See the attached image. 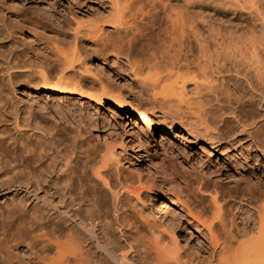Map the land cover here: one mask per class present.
<instances>
[{
    "label": "bare ground",
    "instance_id": "6f19581e",
    "mask_svg": "<svg viewBox=\"0 0 264 264\" xmlns=\"http://www.w3.org/2000/svg\"><path fill=\"white\" fill-rule=\"evenodd\" d=\"M13 1L19 4V0ZM108 2L111 10L107 22L92 21L86 25L81 20L76 21L78 25L73 27L74 33L69 38L63 37L59 30L61 25H58L59 37L54 36L56 39L51 40L50 50L44 55L33 52L25 54L14 44L13 47L10 41L2 42L3 36L9 37L11 34L9 28L0 25V199H3L0 203V224L6 219V223L13 225L15 230L11 238L5 241L3 238L8 226L5 229L3 225L0 227V232H6L0 235V264H264V185L247 181L246 186L245 182L240 183L239 186H245L243 188L226 190L215 182L213 186L206 185L203 179H199L201 176L194 181L186 178L182 181L173 172L165 174L160 181L141 174L138 177L129 176L122 167L127 153L125 139L121 138L123 135H112L109 140L120 142L117 144L120 146L105 141V148L102 150L98 147L99 150L85 145L82 131L77 130L73 132L71 142L64 139L70 143L66 144L67 148L60 140L64 128L58 123H46L36 115L38 110L34 106L46 109L48 105L44 102L48 99L79 97L89 104L90 110L106 107L109 112L119 113L122 119L132 117L129 124L133 134H127L132 136L133 142L141 144L145 142L142 141V134L149 139L154 130L161 127L158 117L163 118L165 125L169 124L166 114L170 112L163 111L167 106L163 108L162 103L171 95L172 100L179 102L184 97L186 107L181 109V103L176 101L177 107L175 101L169 99L173 107L168 108L175 111V106L176 109L186 108L190 111H187L188 115L195 119L188 118V121H195L187 123L189 128L186 132H197L214 145L224 141L235 148V145L246 143L248 150L253 149L255 160L264 167V53L260 52L264 44L260 46L257 41L259 44L247 42L245 46L241 44V48L244 46L242 51L238 49L229 53L228 50L226 54L211 55L204 58L202 64L199 56L197 60H190L195 56L194 43L189 40L191 38L175 43L178 33L186 36V31L184 25L182 27L179 23L180 27L178 22L171 21L173 23L167 31L168 40L157 46L148 45L149 49L146 48L144 54L145 68L154 72L151 78L147 77L148 82L152 81L153 87L150 89L153 90L156 85L160 88L167 82L165 89H161H164L168 99L161 101L165 99L162 94L159 96L163 89L155 94L153 91L152 109L143 108L136 95L129 96L131 93L126 95L122 90L117 91V87H112L114 82H110L112 85L103 80L94 82L100 76H93L90 58H84L78 51L88 42L95 48L93 51L102 54L103 51L119 54L126 44L132 47L133 38L127 41L125 38L128 39L132 32L136 34L135 29L139 26L135 27L136 21L130 23L129 18L133 16L127 18L124 10L128 4L125 6L126 2L121 3V0ZM158 2L163 9H167L166 0ZM14 9L20 11V7ZM138 9L142 19L150 14L143 3ZM105 26L112 27V31ZM179 39L182 40L181 37ZM199 42L196 40V44ZM69 44H73L71 51L68 49L70 52L64 47ZM244 48L250 52H245ZM131 49L127 52H131ZM192 68L196 71H193V78L187 77L188 80L192 78L193 85L207 89L204 97L200 94L203 93L201 87L200 93L196 92L202 97L200 100L196 98L197 104L202 105L199 106L200 110L203 109L202 114L196 109L198 106L194 108L196 100L190 102V109L186 104V90L191 81L186 79V73L190 70L192 73ZM137 69L133 68V71ZM134 72L138 76L139 72ZM87 77L94 79L90 81ZM173 77L175 81L171 84L165 81ZM142 79L140 81L145 83ZM201 79L205 81L199 82ZM148 84L143 85L147 87ZM18 88L25 89L28 100L22 101V109L15 99ZM174 95L179 98L175 99L177 97ZM157 97H161V100ZM93 111L88 110V114L92 115ZM197 112H200L199 116ZM105 116L111 119L108 114ZM178 118L179 121L182 117ZM165 125L160 128L162 131L168 129ZM230 126L232 129L229 131ZM61 131L62 135L59 133ZM160 135L164 139L163 133ZM18 151H21L22 157ZM245 204L254 208L245 207ZM244 209L245 215L241 211ZM182 214L186 225L183 230H178ZM192 228L197 229L205 239L203 248L187 237L186 233H193ZM1 238L4 242H1Z\"/></svg>",
    "mask_w": 264,
    "mask_h": 264
},
{
    "label": "rangeland",
    "instance_id": "374dc122",
    "mask_svg": "<svg viewBox=\"0 0 264 264\" xmlns=\"http://www.w3.org/2000/svg\"><path fill=\"white\" fill-rule=\"evenodd\" d=\"M121 1H122L121 3H123L124 1V4L126 2L125 6L128 4L126 6L127 8H125L124 10L127 15V18L133 16L132 17L133 20L132 18L131 19L129 18L130 23L134 24V21H136L135 25L137 26L135 25L134 26L135 27L139 26V28H136V29L134 28L135 31L137 30L136 34H134L135 32H132L134 35H132L131 33L129 36H127L128 39L125 38L126 41L129 40L130 38L131 39L133 38L132 40L133 45L131 47L133 50L129 48L128 45L126 44L125 48L120 50L121 53L119 52V54L118 53L114 54L111 51H105L106 53L103 51V54H102L101 52L97 50H96L97 52L93 51L95 48H93L89 42L84 43L81 46V48L80 47L78 48L80 50L78 49L77 50L81 53L82 56H84V58L86 57H88L86 59L90 58L89 60L91 61H90L89 66L94 72L93 76L94 77L95 75L96 77L100 76V79L99 77H97L99 80H97V78L95 77L96 79L94 80V82L95 81L97 82L100 80H103L105 81V83H108V84L110 82L113 84L114 82L112 87L114 88L117 87L116 89L117 91L122 90V92H125L126 95L129 93H131L129 94V96L136 95L137 98H139L138 99L139 105L143 108L152 109L151 106H153L152 104L153 100H152L151 95H153V93L155 94L156 91H157L156 93L160 92L168 84L167 82H165L166 84L164 83L165 86L164 84H162L163 85V86L161 85V87H163L162 89L161 87L159 88V85L155 86V88L158 86L156 90H154L155 88L153 90L150 89L152 81L148 82L147 77L151 78V76L154 75V72H153V69H150L152 70L150 71L148 68H145L144 58L146 56L144 54H146V48L149 47L150 44L151 46H157L158 44L163 43V41L168 40L167 31H168V28L170 27V24L173 23L171 21H175L176 24L178 22L177 24L178 26L184 25V29L186 31L184 34L186 36H182L183 34L180 32L178 33L177 35L178 38L175 39V43H180L181 41H188L187 39L191 38L189 40L190 41L192 40V42L194 43L193 54L195 55L194 56L195 58L192 57L190 58V60L196 59V58L198 59V56H199L200 58L199 60H201L200 62L202 64H204L203 63L204 62L203 60H205L204 58H209V56L211 55L214 56L218 54L219 55L226 54L228 52H225V51H228V50H229V53H232V51L236 52L238 49H239L238 51L240 50L242 51V48L246 45L245 43L247 42L248 44L259 42L260 44L259 43L257 44H259L260 46L264 44V0H169V1L166 0V3L168 4L167 9L166 8L163 9L162 5L158 2L159 0L157 1L153 0V2L151 0L149 1L148 0H134L133 2L132 0H121ZM13 2L15 1L0 0V25L3 24L5 25L4 27L9 28L10 30L9 34H11L10 36L8 35L9 37H6V35L5 37L3 36L2 42L7 43L10 41L12 46L13 44L16 46V47L15 46L13 47H15L16 49H19L20 51L22 50V52L25 54L26 53L30 54L32 52H33L32 54H35V53L40 54V55L47 54V52H49L50 50L49 49L50 46L52 45L50 43L51 40H54L57 37H59L57 33L59 30L62 31L63 37L69 38L74 33L73 31L75 28L73 29V27L78 25L76 21L79 22L81 20V22H85V24L86 23L89 24V22H92V21L93 22L97 21L99 23H105V21L108 20L110 17L109 14L111 10L110 3L108 2V0H19V4H16V2L14 4ZM141 3L144 4L146 11L149 10L150 12V14L144 16L145 18L143 17V19H142V14L140 13L138 9ZM107 4H109V6ZM18 7H20V11L22 12H20L19 9L18 11L14 9ZM173 17L175 18V20ZM85 24H82V26L84 27ZM189 24L191 25L189 26ZM58 25L59 27L61 25L60 29ZM105 28L109 29L110 31H112L113 29L110 26H105ZM111 34L113 36L115 35L114 32H111ZM54 36H56V38ZM180 37L182 40L179 39ZM196 40L200 41L199 42L200 44H196ZM241 44H244L242 48H241L242 46ZM69 45L64 46V47H67V49L65 48L66 50L72 49L71 47H73V44L70 46ZM235 45H237V47ZM6 47L9 48L8 45ZM128 49H131V52H127ZM244 49L246 50L247 48H244ZM244 49H243V52H244ZM260 50H261L260 51L261 53H264L262 52V50L264 51V46L260 47ZM91 52L93 54H91ZM107 52H111V53L108 54ZM147 52H149V50ZM245 52H247V50ZM249 52L250 51L248 49L247 53ZM95 53L96 54L98 53L97 56ZM204 55L206 57H202ZM128 56H129V59H128ZM148 56H149V53L147 54V57ZM132 59H134V63ZM135 60L137 63L138 62L139 63L137 64ZM139 67L141 69L138 70L137 68ZM133 68L137 69V71H135L136 73L139 72L138 76L140 77L143 76V77L140 78L137 75L133 74L134 72ZM147 69L149 71H147ZM141 70H142V74L140 72ZM194 70L196 71L195 68H192V73L190 72L191 70L189 71V73H186L187 71L185 72V70H183V72L186 73L187 75L186 76L183 74L184 76H186L187 80L189 76H192ZM157 72L159 73V71ZM181 73L182 72H180V75ZM92 74H90L89 76H92ZM134 76H136V78ZM101 77L103 78L101 79ZM87 78L89 80L91 78L94 79L93 77H87ZM139 78L140 79L143 78L142 80L146 82L142 83ZM174 78L175 77L167 79L165 81H168L169 84H171L172 82L175 81ZM192 78H190L191 81H189L190 79L188 80L190 82V83L188 82L189 85L187 86V90H186L187 91L186 93L188 94V96H185V98L186 97L188 98V103L186 104L188 105L189 109H190V106H189L190 102L194 103L196 98H199L198 100L202 98L200 97V95L197 94L199 90L203 89L202 90L203 93L199 92L201 96L203 95V97L206 96L205 94L207 92V89H205L206 91L204 90L205 86L204 88L203 86L202 87L200 86L202 89H199L200 87L198 88L197 86L193 85L194 79ZM105 79H107V81ZM202 80L203 79H201V81L199 82H202ZM111 83L110 85H112ZM143 84L145 85L148 84L149 87L148 86L146 87ZM164 89L162 90L163 93H165ZM134 90L136 92L133 93L132 91ZM139 92H140V95H139ZM162 92L160 93L159 96H161L162 94V96L165 97L166 93L163 94ZM15 93H16L15 99L17 100L15 101L18 107L22 109L24 105L23 104L24 102L22 101L23 100L25 102L28 101L27 98L25 97V89L18 88ZM178 98L179 97L175 99H178ZM181 98L182 99L180 100H183V101L185 100L183 99L184 97H181ZM159 99L161 100V97ZM167 99L165 97V99L162 98L161 101L163 102V101H166ZM169 99L171 100V102L175 101L174 102V104L176 103L175 106H177L176 101H178V103H181L182 107L180 104H178L180 105L179 107H181V109L183 108V106L186 107L183 101L179 102V100H172V95L171 97H169ZM168 100L162 103V106L164 105L163 108L167 106L165 109H163V111L168 110L166 111L167 113L169 112L171 113V111L175 113L178 108L176 109L174 106L175 111L169 110L168 106L171 107L170 109H172L173 105L171 104L170 106ZM198 100L195 101L196 102L194 104L195 106L191 104L192 106H194V108L196 106H198V108L199 106L202 107V105L197 104ZM42 101L44 102V100ZM164 103H167L168 105ZM44 104L46 106L48 105L46 109L39 107V106L38 107L34 106V108L38 110L36 111V115H39L38 118H40V120L42 121L44 120L46 123L47 121L53 122L55 124L58 123L57 125L60 124L64 128L63 129L64 133L63 131L59 133L61 135L63 133L64 137L62 136L60 140L62 143H65V145L70 144L68 142H71L72 137H74V135L72 134H74L75 131L77 130L82 131L81 134H83L84 135L83 138L86 139L85 145L88 144L87 146L90 148H93V149L100 148L102 150L103 148H105L104 144L110 143L112 145L113 144L117 145L120 143L115 140L110 142L109 140H111L110 137H112V135L113 136L123 135L122 137L121 136L120 137L125 139L126 147H127L125 148V150L127 153H126V156L122 160V167L124 168L125 173L129 176L133 175L135 177H138L142 175L146 177L148 176L152 179L153 177L154 179L156 177L157 181H160V179L163 176H165V174L172 173V172L173 174L176 173L175 175L177 176V178L179 177V179L182 181L185 178L188 180L192 179L191 181H194V180H197L201 176L199 179L200 180L203 179L204 180L203 182L206 185L211 186L212 184L213 186L215 182V184H219L223 189H226V190H231V189L235 190L236 188L237 189L243 188L248 183H252V184L260 183L259 185H264V170H263L264 167L260 164L259 161L255 160L254 155H253V152H254L253 149L248 150L249 146H247L246 143L245 144L242 143V146H240V144L235 145V148L227 144L224 141L220 143H215V145L212 143L213 144L212 145L211 144L212 141L210 140L208 141V138H206L205 136L200 135L199 133L194 132V131L193 132L188 131L189 133L186 132L187 128H189L188 127L189 125L187 123L191 121H195V120L188 121L190 120L188 118H191V119L192 118L195 119V118L192 116L193 112H191L192 117L189 116L190 111H188L186 108H185L186 110L185 109L184 110L185 112L187 111L189 112V113L187 112V114L184 112V110H181L180 108H179L180 110L178 109L180 112L177 110L175 114L171 113L172 115H174V117L170 113H169L170 116L166 114L167 118H169L168 119L169 121L167 120V122L169 123L168 125L167 124L165 125L164 121L162 122L163 120L162 117H158V120L160 119L159 127L161 126L160 128H162V125H165L166 129L167 128L168 129L165 131H162L160 128L159 129L156 128L153 132V136L149 139L146 136L144 137L142 134V137H141L142 141H145V142H142L140 144L138 141H137L138 143L137 142L135 143L132 140L131 135L133 133L130 132L131 125L129 124V123H132L131 122L132 117H129V118L125 117L122 119L121 118L122 116H120L119 113L113 112V111L109 112L106 110V107L105 108L100 107L95 111L90 110L91 107L89 106V104H87L83 100H80L79 97H75V99L57 98L53 101L48 99L46 102H44ZM198 108L196 107V109L199 111L200 108L199 109ZM87 109L90 112L93 111L94 114L92 113V115H89L88 114L89 112ZM202 110L203 109L200 110L201 111V113L199 112L200 114H202L203 112ZM178 112L179 114L181 112H184L182 114L186 116L185 117L186 119L184 118L183 115L181 114L179 115ZM159 113L163 114L161 112ZM199 113L197 116H199ZM106 114H108V117L111 119L109 120L106 119V116H105ZM111 115H113L114 117ZM176 115L177 117H175ZM194 115H196L195 112H194ZM88 117H91V118H88ZM178 117H182L180 118V120L185 119V121L182 120V122L179 120L182 125L178 121L179 119ZM92 118H94V121H96L95 123L97 122L98 123L95 124ZM106 120L109 123L106 122ZM171 120L173 121V123H170ZM104 121L106 124L104 123ZM112 122L114 125H112ZM103 123L105 124V126L108 125L109 127L107 126L106 128L105 126H103ZM139 129L140 128L137 127V130ZM231 129L232 127L230 126L229 131ZM70 131H72L71 134H70ZM112 132H115V133L112 134ZM128 132L131 135L127 134ZM162 133H163L164 139H162L160 135ZM190 133H192V135ZM194 133L196 136L194 135ZM69 135H72V136L70 137ZM64 139L68 140V142L66 140L64 141ZM88 141L89 143H87ZM68 145H66L67 148H69ZM118 146L120 145H117V147ZM64 147L65 146L63 144L62 148L64 149ZM20 152L21 151H18V155L22 154ZM24 155L26 157V153H24ZM20 156L22 157L23 154ZM160 162L166 165L164 166ZM161 180H163V178ZM240 183H244L245 186L244 185L239 186ZM2 201L3 199L2 200L0 199V203H2ZM245 205H246L245 207H251L250 205L248 206V204H245ZM251 208L253 209L254 207L252 206ZM169 211H172V210H169ZM241 211H243L244 215L246 214L245 209ZM184 217L185 216L182 214V221L178 225V230H183L184 226L186 225V223L184 222L185 221ZM2 225L4 229L7 228L8 226L7 230L5 229L7 233L5 231L0 232L1 236H3L6 233L4 235V238L2 237L6 241L7 239H9V237L11 238L12 234L14 233L13 231L15 230H14L13 225H9V223H6V219L3 222V224H0V227H2ZM191 230L193 233L191 234L189 232L186 233L187 237L192 241V243H194L200 248L202 246L203 248L204 247L203 241L205 239L203 238V236L199 233L197 229L192 228ZM2 238H1V242H4Z\"/></svg>",
    "mask_w": 264,
    "mask_h": 264
}]
</instances>
